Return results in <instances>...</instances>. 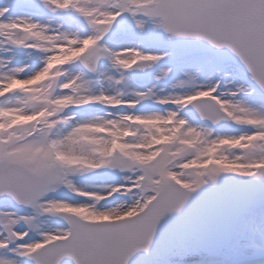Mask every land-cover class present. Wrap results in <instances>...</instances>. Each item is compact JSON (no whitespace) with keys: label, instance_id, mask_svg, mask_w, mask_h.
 Returning <instances> with one entry per match:
<instances>
[{"label":"snow or ice","instance_id":"1","mask_svg":"<svg viewBox=\"0 0 264 264\" xmlns=\"http://www.w3.org/2000/svg\"><path fill=\"white\" fill-rule=\"evenodd\" d=\"M264 264V0H0V264Z\"/></svg>","mask_w":264,"mask_h":264},{"label":"water","instance_id":"2","mask_svg":"<svg viewBox=\"0 0 264 264\" xmlns=\"http://www.w3.org/2000/svg\"><path fill=\"white\" fill-rule=\"evenodd\" d=\"M67 264H71V262H67Z\"/></svg>","mask_w":264,"mask_h":264}]
</instances>
